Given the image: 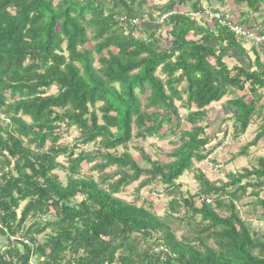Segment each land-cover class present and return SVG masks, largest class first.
I'll return each instance as SVG.
<instances>
[{
    "label": "trees",
    "instance_id": "16d2710c",
    "mask_svg": "<svg viewBox=\"0 0 264 264\" xmlns=\"http://www.w3.org/2000/svg\"><path fill=\"white\" fill-rule=\"evenodd\" d=\"M200 1L157 8L167 30L159 40L162 26L140 29L144 19L157 22L144 0H0V264L33 257L37 264H264L263 158L225 183L197 169L199 192L187 198L175 184L220 146L209 148L219 133L227 135L226 128L205 134L214 128L211 105L228 98L237 140L259 99L229 97L264 89L259 59L252 64L244 42L214 18L210 29L193 17L205 14ZM188 4L189 13L178 10ZM235 57L247 67L229 68L224 59ZM178 107L189 130L180 129ZM70 129L77 136L67 145ZM263 138L264 120L238 156ZM150 139L173 148H136L140 166L128 147ZM141 177L139 189L164 187L170 213L160 218L115 196ZM245 199L256 226L242 217ZM176 221L194 225L177 237ZM15 235L29 243L9 241Z\"/></svg>",
    "mask_w": 264,
    "mask_h": 264
},
{
    "label": "rangeland",
    "instance_id": "374dc122",
    "mask_svg": "<svg viewBox=\"0 0 264 264\" xmlns=\"http://www.w3.org/2000/svg\"><path fill=\"white\" fill-rule=\"evenodd\" d=\"M144 6H143V11L145 12L146 15H149V13L153 16V18H155L157 20L156 22V26L154 24H152L151 22L144 19V23H142L140 25V29L142 31H149L152 29H157V26H162L160 27L159 30L156 31V35L158 36L159 40H163L162 37L165 36L166 33V28L163 25V20L165 18V16L160 17L159 15V11L160 9L157 8H161L165 3L168 2V0H144ZM192 2H194V0H191ZM201 2V8L202 10H206V14L204 15H198V14H193V17L196 20H199V24H207L209 26V28L211 29L213 27V22H212V16L215 15L214 8H217V6H212L207 7V5H203L202 6V2L203 0L200 1ZM178 10L180 12H184V13H189L190 12V8L187 6L183 7H178ZM205 12V11H204ZM205 21H204V20ZM134 25L137 22H133ZM142 35V34H141ZM145 36V35H144ZM143 37V36H142ZM145 38V37H144ZM243 48L246 50V52H250V46L247 43H244ZM249 57V56H248ZM250 59V58H249ZM252 64H253V60L254 59H250ZM225 64L231 68L233 66H235V64H237V61L235 59L232 58H225L224 59ZM157 75H159V73H157ZM52 93H54V90H51ZM258 96H248V92L247 90H244L242 92L237 91L234 92L232 96L229 97V99H232L234 97H241V96H246V100H250L252 99H259L256 102V111H257V115H252V119L250 120L249 125L247 126L246 131L244 132L243 135L239 136L237 140H234L232 138V136L230 135L234 129L233 125V121L231 120V113H235L234 109H228L224 108L223 104L224 102H226L228 100V98H224L220 103L217 104H212L209 111L207 112V117H208V121L212 123L214 128H210L207 129L205 131V134L207 136L212 135V133H215L216 135L217 130L220 128V130H227V135L225 138L222 139L221 133H219L218 140L214 141L213 143L210 144L209 148H212V146H214V144L218 143L219 140H221L220 142V146L215 149V151L213 153H211L209 155V157L203 161L200 164H195L192 167V171L190 172H186L183 176H181L176 182L175 184L179 185V193L182 197L187 198L188 196L197 194L199 192V183L198 181L195 179V175H197L196 171L198 169V172H200L201 174L204 175V177L209 181V182H219L222 181L223 183H225L227 181L226 176L229 174H236L241 172L242 169L244 168H248V167H252L251 165L254 164V162H256V160L258 158H263L264 159V138L258 140L255 145H252L250 147L247 148L246 154L242 155V156H238V153H240V151L242 150V148L244 146H246L247 144L251 143L255 137V135L258 133L259 130V126L260 124L263 122L264 119V89L259 90L258 91ZM236 95V96H234ZM177 106H179V103L176 102L175 103ZM185 110L178 107V114L181 118V124H180V129H186L189 130L190 126L189 124H187L184 121V117H185ZM260 114V115H259ZM262 117V118H261ZM227 118V121L225 123H223V119ZM77 136V133L74 129H70L67 133L63 134V143L69 145L71 143V140L74 139ZM155 146H158L159 150H167L170 151L173 146L170 145L169 141H155V140H146L145 142L141 143V140H134L133 144H131L128 147V151L130 154H132V156H134V158L136 159V161L138 162V164H140V166H143L144 164L141 163V160L139 159V155L137 153V149L136 148H140L143 147L144 150L149 153L150 150L149 146L151 144H154ZM81 149V148H80ZM85 151H90L91 150V146H85L82 148ZM160 159L162 161H166V157H164L163 155L160 157ZM59 162L63 163L64 165H66L65 160L60 158L58 159ZM89 166L87 165H83L82 166V170L81 173L85 174V175H89ZM115 170L114 167L112 168H108L105 170V172L107 173H111ZM58 176L62 179L63 178V173L58 172L57 173ZM92 176L94 178L97 177L96 173H93ZM143 177H141L138 181H136L135 183H132L129 186H126L125 188H121L120 192L118 194H116L115 196H117L118 198L126 201V202H131L136 204L137 206H144L146 208H149L150 210H152L153 212H155L157 214V216H159L160 218H162L163 216H165L166 213H170L168 210V202L170 200L169 197H166L165 192H164V187L159 183V182H154L153 184L144 187L142 189L138 188V185L140 183V181L142 180ZM65 179V178H64ZM260 197L263 198L264 197V191L260 194ZM210 201L211 199L208 198ZM247 201H249V199H245L243 201H241V203L239 204L240 207V211L242 212V217L245 220H248L247 222L253 225H257L256 224V219H255V212H252L250 210H252L251 207L246 206ZM151 204V206L149 207L148 204ZM200 200H195V205L199 206ZM245 212V213H244ZM182 213V211H181ZM250 213H254V215H251ZM180 215V214H179ZM177 216L174 215V218H176ZM46 218H40V221H45ZM194 224H192L191 222V226H189L188 228L184 226V223L181 222H174L173 223V227H175L177 229V233L176 236L177 237H181L184 234H188L189 233V229H191L193 227ZM49 232H45L42 235H39L37 237L36 240V244L38 245L40 244L44 238L46 237V235ZM2 239V238H1ZM14 240H24V242L29 243V241L25 238V237H21L19 235H15L13 237H10L9 241H14ZM6 244V241L4 240V243ZM35 247V246H33ZM36 258L33 257V259L30 261L29 264H37L35 262ZM43 259L40 258L39 262H41Z\"/></svg>",
    "mask_w": 264,
    "mask_h": 264
},
{
    "label": "crops",
    "instance_id": "0c3cea01",
    "mask_svg": "<svg viewBox=\"0 0 264 264\" xmlns=\"http://www.w3.org/2000/svg\"><path fill=\"white\" fill-rule=\"evenodd\" d=\"M205 4L210 8L217 6V8L213 9V11L216 10L212 12L214 14H220L223 17L233 19L248 29L264 31V0H212L209 3L203 1L202 6ZM254 5L256 10H252ZM188 7L189 4L187 5ZM204 11L206 14L207 11ZM247 54L250 59H255V56L258 57L264 71V48L250 50ZM235 59L239 66H246V61L243 58L235 57ZM255 66L254 64L253 68Z\"/></svg>",
    "mask_w": 264,
    "mask_h": 264
},
{
    "label": "built area",
    "instance_id": "2783aa9c",
    "mask_svg": "<svg viewBox=\"0 0 264 264\" xmlns=\"http://www.w3.org/2000/svg\"><path fill=\"white\" fill-rule=\"evenodd\" d=\"M212 18L216 20L218 26L225 28L236 40L247 43L255 50L264 48V31L248 29L237 21L220 14H215Z\"/></svg>",
    "mask_w": 264,
    "mask_h": 264
}]
</instances>
